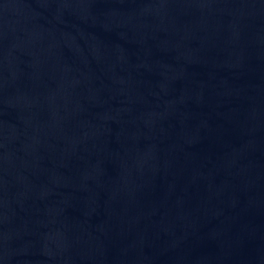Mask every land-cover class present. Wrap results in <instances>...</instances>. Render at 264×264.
I'll use <instances>...</instances> for the list:
<instances>
[{"label":"water","instance_id":"obj_1","mask_svg":"<svg viewBox=\"0 0 264 264\" xmlns=\"http://www.w3.org/2000/svg\"><path fill=\"white\" fill-rule=\"evenodd\" d=\"M0 264H264V0H0Z\"/></svg>","mask_w":264,"mask_h":264}]
</instances>
